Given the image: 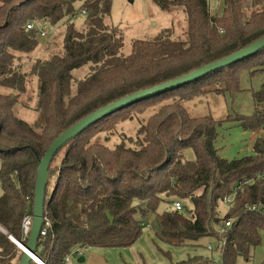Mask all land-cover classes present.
Instances as JSON below:
<instances>
[{"label":"trees","instance_id":"obj_1","mask_svg":"<svg viewBox=\"0 0 264 264\" xmlns=\"http://www.w3.org/2000/svg\"><path fill=\"white\" fill-rule=\"evenodd\" d=\"M111 1L0 0V227L23 246L28 239L22 238V220L32 215L38 164L53 140L100 108L175 81L264 37V0H221L213 15L210 0H153L166 12L179 8L185 26L180 33L167 28L153 39L134 40L124 56L122 33L105 23ZM78 11L85 18L80 31L73 23ZM60 23L63 39L44 49L39 29ZM242 73L251 80L262 77L260 88L250 90L255 105L250 116L234 113V120L228 111L218 121L211 114H189L185 103L206 93H242ZM260 107L264 49L89 126L53 157L43 204L51 227L34 255L44 264H64L74 249L131 247L142 236L143 220L150 219L162 243L195 246L212 238L224 242L216 247L221 264L249 260L264 231V182L258 178L264 174V137L254 140L250 155L231 160L218 155L215 144L223 121H237L247 131L264 125ZM23 110L35 113V120H24ZM134 120L133 134L116 141L115 131ZM187 149L193 161L184 156ZM239 185L242 190L221 215V200ZM184 201L191 204L184 206L187 215L170 207ZM163 203L169 209L158 212ZM22 257L0 232V264H18ZM195 257L200 260L177 264L208 261Z\"/></svg>","mask_w":264,"mask_h":264},{"label":"rangeland","instance_id":"obj_2","mask_svg":"<svg viewBox=\"0 0 264 264\" xmlns=\"http://www.w3.org/2000/svg\"><path fill=\"white\" fill-rule=\"evenodd\" d=\"M111 12L106 17L105 23L109 27H116L122 33L123 47L122 54L127 56L130 51V45L134 40L153 39L159 31L167 28H172L175 33H180L185 26V16L179 8H173L170 11H163L154 4L153 0H112ZM216 2L221 0H210L212 13L219 9ZM81 1L75 6L76 10L80 9ZM84 16L81 11L77 12L73 18V23L77 30L84 27ZM64 24L60 23L54 28H45V37H39L42 42V47L45 49L54 46V40L61 42L64 36ZM174 33V34H175ZM53 45V46H52ZM41 47V48H42ZM37 51L34 55L39 53ZM47 54V53H45ZM44 54V55H45ZM82 71L76 74L81 75ZM262 77H255L252 80L250 77L242 73L240 75V88L242 93L232 97L227 94L224 97H217L214 93H206L205 96L192 99L185 103V108L190 115L204 116L211 114L215 120L221 121L226 116L227 112L232 113V118L237 120L236 114L250 116L254 110V102L252 100V92L260 88ZM252 92H251V91ZM258 107V106H257ZM21 117L33 122L36 114L31 110H23ZM122 126V127H121ZM119 131L116 130L114 139L116 141L127 139L128 135H132L138 127L136 120L121 125ZM258 129L252 131L244 130L237 121H223L218 126V140L215 144L218 150V155L223 159L228 160L239 158L241 156L250 155L252 145L255 138H252L251 132L256 133ZM125 134H122V133ZM109 136V133L107 134ZM113 139V140H114ZM184 156L187 160L193 161L195 158L191 149L184 151ZM1 194V191H0ZM183 206L191 209V204L188 201L180 202ZM173 209V205L170 206ZM228 205H220V214L224 215ZM169 209V205L161 204L158 212ZM185 211V209H184ZM182 211V212H184ZM186 214V212H184ZM187 215V214H186ZM150 217H148L149 219ZM150 219L148 220V222ZM147 220H143V229L141 237L131 246L127 248H86L81 252L85 254V260L82 263L77 262L76 256H72L69 264H177L180 261L188 259L200 260L199 256L206 263L201 264H221L220 253L216 250L218 242L212 238H204L199 240L195 246H179L172 247L166 243L160 242L150 230ZM212 246V250H208V246ZM41 252V247L37 250ZM194 260V261H195ZM236 264H262L264 263V231H261V242L257 248L252 251L249 260L237 258Z\"/></svg>","mask_w":264,"mask_h":264},{"label":"water","instance_id":"obj_3","mask_svg":"<svg viewBox=\"0 0 264 264\" xmlns=\"http://www.w3.org/2000/svg\"><path fill=\"white\" fill-rule=\"evenodd\" d=\"M264 49V37L253 42L251 46L244 48L242 50L237 51L236 53L221 59L218 62L211 63L206 65L203 68L197 69L195 71L190 72V74L178 77L175 81L167 82L160 84L157 87L150 88L144 91L136 92L134 94L129 95V97L123 98L119 101L113 102L103 108L98 109L97 112L92 113L83 120L77 122L76 124L70 126L67 131L63 132L59 137L52 141L51 145L45 151L41 160L39 161L37 172H36V180L34 185V199H33V212H32V226L28 235L27 245L23 247L21 243H19L15 238L11 237L7 234L1 227L0 232L10 238L12 242L19 248V250H23V257L18 264H29L31 261L36 245L39 241V232L44 224V200L46 193V186L48 184V170L53 161L54 155L62 149L68 141L72 140L76 136L80 135L86 128L97 123L99 120L114 114L118 110L128 107L131 104L138 103L140 101H144V99L151 98L154 96L160 95L162 92L175 90L181 86H185L187 84H191V82L197 81L202 77H205L206 74L214 72L216 70H220L221 68L231 66L240 62L241 60L251 57L253 54H256L258 51ZM78 263L84 262V258H78Z\"/></svg>","mask_w":264,"mask_h":264},{"label":"built area","instance_id":"obj_4","mask_svg":"<svg viewBox=\"0 0 264 264\" xmlns=\"http://www.w3.org/2000/svg\"><path fill=\"white\" fill-rule=\"evenodd\" d=\"M219 4H220L219 2H216V6H218ZM211 10H213L212 7H210V12H211ZM81 13L84 14L83 11ZM213 14L214 13L211 12V15H213ZM32 28H33V25H28L27 26V29H32ZM39 32H40V36L41 37H45L46 36L45 35V31H41L39 29ZM259 109L262 110V109H264V107L263 108L260 107ZM251 135H252L251 137L255 138V139L258 138V137H264V125H262L260 128H258L256 133L255 132L254 133L251 132ZM258 178H260L264 182V174L259 175ZM242 188H243V185H239V186L235 187L230 194L226 195L221 200L222 204H224V205L226 204L228 206H231L234 203V199L237 197V195L239 194L240 190H242ZM259 207L260 206H253V207H250V209L251 210H256V208H259ZM173 209L176 210V211H184V206L182 205V203L178 202V203H175L173 205ZM31 219H32V215H27L22 220V238H23V241L25 239L29 238L28 235H29V232H30V229H31V226H32ZM43 221H44V224H43V226H42V228H41V230L39 232V238L40 237H45L46 233H47V230L51 227L50 221H48L45 217L43 218ZM225 226H229V222H226ZM223 243H224L223 241H220L218 243V245L222 246ZM23 247H25V246H23ZM207 248H208L209 251L213 249L211 245L208 246ZM81 250L82 249H74V250H72L71 253L67 257H65L64 264H69L70 263V259H71L72 256H76L77 259L78 258H83L84 255L82 254ZM19 251L22 253L23 250H19ZM31 261H33L35 264H38L34 257H32ZM42 264H44V263L42 262Z\"/></svg>","mask_w":264,"mask_h":264},{"label":"bare ground","instance_id":"obj_5","mask_svg":"<svg viewBox=\"0 0 264 264\" xmlns=\"http://www.w3.org/2000/svg\"><path fill=\"white\" fill-rule=\"evenodd\" d=\"M33 257L36 259L38 264H42L41 260H39L35 255H33Z\"/></svg>","mask_w":264,"mask_h":264},{"label":"crops","instance_id":"obj_6","mask_svg":"<svg viewBox=\"0 0 264 264\" xmlns=\"http://www.w3.org/2000/svg\"><path fill=\"white\" fill-rule=\"evenodd\" d=\"M83 258H84V260H85V254H84V257H83Z\"/></svg>","mask_w":264,"mask_h":264}]
</instances>
